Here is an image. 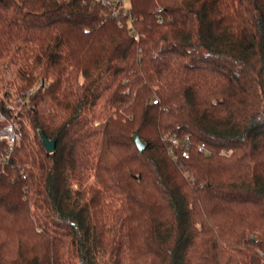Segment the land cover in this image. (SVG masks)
<instances>
[{"label":"trees","instance_id":"obj_1","mask_svg":"<svg viewBox=\"0 0 264 264\" xmlns=\"http://www.w3.org/2000/svg\"><path fill=\"white\" fill-rule=\"evenodd\" d=\"M128 11L0 0V264H264V0Z\"/></svg>","mask_w":264,"mask_h":264},{"label":"built area","instance_id":"obj_2","mask_svg":"<svg viewBox=\"0 0 264 264\" xmlns=\"http://www.w3.org/2000/svg\"><path fill=\"white\" fill-rule=\"evenodd\" d=\"M94 5L110 8L112 14L119 18L120 25H126L130 30L133 28L132 19L130 18L128 6L130 0H91ZM157 99H153L155 103ZM2 115L0 114V118ZM22 136V131L17 122L13 119L8 120L3 126L0 127V141L5 142V148L0 152V168L8 162L11 153ZM168 142V154L172 158H177V148L181 149V154L186 156L189 147V135H185L184 139H180L175 135L166 136ZM199 151H207L204 143L198 145Z\"/></svg>","mask_w":264,"mask_h":264},{"label":"water","instance_id":"obj_3","mask_svg":"<svg viewBox=\"0 0 264 264\" xmlns=\"http://www.w3.org/2000/svg\"><path fill=\"white\" fill-rule=\"evenodd\" d=\"M39 137L41 138L45 150L47 152H52L55 149V144H56V137L53 138H47L41 131H39ZM132 138L139 150H142L145 148L146 144L145 142L141 139L138 130H135Z\"/></svg>","mask_w":264,"mask_h":264},{"label":"rangeland","instance_id":"obj_4","mask_svg":"<svg viewBox=\"0 0 264 264\" xmlns=\"http://www.w3.org/2000/svg\"><path fill=\"white\" fill-rule=\"evenodd\" d=\"M14 68V67H13ZM9 69H12V68H9ZM7 71V70H6ZM6 71L4 72V70H2L1 71V77H2V75H4V73H6ZM4 72V73H3ZM6 76H9L10 74H8V73H6L5 74ZM12 75V74H11ZM13 76V75H12ZM7 87V88H6ZM5 88V90L6 91H8V95H10L9 97H10V101L12 102V103H17V102H19V100H20V97H18V95H19V93H18V91H17V89H16V87L15 86H12V85H8L7 84V86H6ZM16 89V90H15Z\"/></svg>","mask_w":264,"mask_h":264}]
</instances>
